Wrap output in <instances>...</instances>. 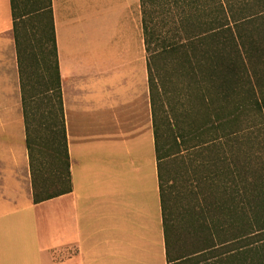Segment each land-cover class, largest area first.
<instances>
[{
	"label": "trees",
	"instance_id": "trees-1",
	"mask_svg": "<svg viewBox=\"0 0 264 264\" xmlns=\"http://www.w3.org/2000/svg\"><path fill=\"white\" fill-rule=\"evenodd\" d=\"M10 3L33 202L40 204L72 190L52 0ZM141 17L167 263L264 264V0H141ZM211 146L214 157L193 172L206 174L195 176L199 183L225 177L221 218L205 203L192 249L175 255L167 196L176 188L183 194L186 173L171 177L164 167Z\"/></svg>",
	"mask_w": 264,
	"mask_h": 264
},
{
	"label": "crops",
	"instance_id": "crops-1",
	"mask_svg": "<svg viewBox=\"0 0 264 264\" xmlns=\"http://www.w3.org/2000/svg\"><path fill=\"white\" fill-rule=\"evenodd\" d=\"M52 7L72 190L33 202L11 3L0 0V264H168L141 0Z\"/></svg>",
	"mask_w": 264,
	"mask_h": 264
},
{
	"label": "rangeland",
	"instance_id": "rangeland-1",
	"mask_svg": "<svg viewBox=\"0 0 264 264\" xmlns=\"http://www.w3.org/2000/svg\"><path fill=\"white\" fill-rule=\"evenodd\" d=\"M143 37V32H142ZM137 44V36H136ZM144 44V43H143ZM144 46V45H143ZM148 64V60H147ZM220 146V145H219ZM226 147V145H225ZM210 150H204L201 152H192L186 153L185 157L182 160H169L166 162L164 169L166 173L170 174L171 177L175 176L176 173L182 172L186 173L185 184L183 189V194L177 192V188L171 191L167 196V207H168V221L170 226V235L173 243V254L183 255L186 254L196 240H192L193 237L190 234L194 231L197 223H200L199 213L206 204L208 203L212 215L220 220L221 214L218 207L223 204V200L226 196V187L225 177H219L221 181L216 184L209 183H199L195 176L205 177L206 174L202 171L200 174H196V166H202L205 158L214 157V152L211 151L217 150L213 146L208 147ZM229 149V147H227ZM207 149V148H206ZM228 165L229 161L226 162ZM209 176V173H208ZM43 179V178H42ZM48 188L52 189L56 186V178L53 174L47 176ZM231 181V180H230ZM206 197L207 201L202 200L203 197ZM205 208V207H204ZM224 221V220H222Z\"/></svg>",
	"mask_w": 264,
	"mask_h": 264
}]
</instances>
